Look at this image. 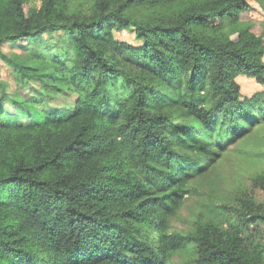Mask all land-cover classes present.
<instances>
[{"label":"trees","instance_id":"1","mask_svg":"<svg viewBox=\"0 0 264 264\" xmlns=\"http://www.w3.org/2000/svg\"><path fill=\"white\" fill-rule=\"evenodd\" d=\"M251 9L0 0V54L5 42L29 53L10 58L20 82L76 94L54 112L26 108L34 97L11 98L0 79V264H264V194L177 224L195 181L264 118V97L241 98L237 81L264 83ZM131 26L141 44L116 38Z\"/></svg>","mask_w":264,"mask_h":264},{"label":"rangeland","instance_id":"2","mask_svg":"<svg viewBox=\"0 0 264 264\" xmlns=\"http://www.w3.org/2000/svg\"><path fill=\"white\" fill-rule=\"evenodd\" d=\"M252 5L251 16L257 21L264 20V9L257 0H249ZM118 40L134 45L141 44L134 26L122 30H115ZM25 43L5 42L0 54V79L11 98L19 97L23 101L24 94L33 96L37 103L25 105L26 108L35 107L48 111H57L61 108L71 107L76 94L65 90L62 86L59 90L46 87L44 82L35 77L20 82L18 79V67L11 60L15 54L28 58V49L23 47ZM264 60V55H263ZM237 81L240 86L241 98H253L257 95L264 97V83L250 74H239ZM41 91V92H40ZM44 93L45 100L38 102ZM4 98V104L10 112H15L11 105L12 100ZM254 131L246 137H238L234 145H230L227 152L218 164H213L209 171L195 181L194 193L187 196V200L180 212L179 227L187 225L195 214L204 213L215 216L216 207L228 206L239 194L248 192L259 199L263 198V188L256 182L261 171L264 170V118L256 121Z\"/></svg>","mask_w":264,"mask_h":264}]
</instances>
